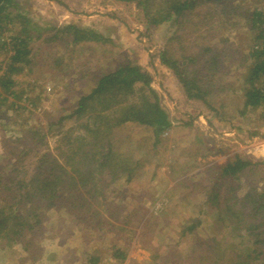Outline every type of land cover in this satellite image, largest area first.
Returning a JSON list of instances; mask_svg holds the SVG:
<instances>
[{
  "label": "trees",
  "instance_id": "16d2710c",
  "mask_svg": "<svg viewBox=\"0 0 264 264\" xmlns=\"http://www.w3.org/2000/svg\"><path fill=\"white\" fill-rule=\"evenodd\" d=\"M113 1L135 5L147 30L162 27L164 36H170L166 43L179 44L178 52L170 48L159 52V60L174 73L189 100L200 101L220 121L231 123L228 105L221 102L217 109L213 93L218 88L232 92L237 116L257 115L264 126V0ZM191 27L193 34L186 32ZM226 29L234 35L223 34ZM108 43L111 40L97 31L74 24L39 28L16 0H0V59L5 56L0 60V121L10 113L18 119L41 110L43 93L30 95L39 80L25 85L18 77L30 76L41 66L61 72L65 65L61 51L69 49L72 57L78 47ZM231 73L236 74L235 81H222ZM152 83L153 77L142 67L123 63L93 78L59 116L46 113L47 124L39 120L30 127L34 146L47 148L48 135H55L56 146L37 158L31 173L17 176L20 169L0 173V252L19 248L28 256L34 254L33 237L44 230L48 212L64 210L74 221L94 216L97 211L89 200L101 196L105 187L134 180L140 162L117 146V131L128 126L150 130L155 146L173 125ZM253 166L235 156L207 175L211 185L203 190L204 207L215 211L214 225L223 234L196 237L202 222L191 218L180 235L194 236V252L183 256L174 252L173 264H264V178L262 188L236 184ZM199 248L201 256L196 255ZM111 258L123 264L126 251L114 247ZM153 259L150 264H158V258ZM100 261L91 255L86 264Z\"/></svg>",
  "mask_w": 264,
  "mask_h": 264
},
{
  "label": "rangeland",
  "instance_id": "374dc122",
  "mask_svg": "<svg viewBox=\"0 0 264 264\" xmlns=\"http://www.w3.org/2000/svg\"><path fill=\"white\" fill-rule=\"evenodd\" d=\"M16 2L21 12L39 28L74 24L97 31L111 43L78 47L72 57L69 49L61 51L66 65L61 72L59 68L54 71L41 66L36 69L40 72L17 78L19 84L25 85L38 79V86L30 95L43 93L44 98L39 112L18 119L10 113V117L6 115L0 121V173L13 171L15 174L14 170L18 169L17 176L31 173L37 158L53 151L57 138L48 135L47 148L34 146L29 139L30 127L37 126L39 120L47 124L46 113L59 116L70 108L69 104L76 101L79 93L89 88L93 78L123 63L139 65L151 74L152 88L173 125L155 146L150 130L132 126L118 130L117 146L140 162L134 180L105 188L104 183L100 184L98 189L103 188L102 195L89 200V205L97 211L94 216L74 221L64 210L48 212L45 231L34 234V254L28 256L19 248L4 250L0 252V264H86L91 255L101 259L99 264H117L111 258L114 247L126 251L127 260L123 264H150L154 257L158 258V264H173L174 252L183 256L193 251L194 236L180 235L182 226L191 224V218L202 222L196 237L219 238L223 231L214 225L215 211L204 207L203 190L211 185L207 175L220 171L239 156L255 166L236 184L262 188L264 126L258 116L239 118L234 94L219 88L213 93L216 95L214 106L218 109L221 102L227 104L231 123L220 121L200 101L189 100L174 73L159 60V52L165 48L178 52L179 44L166 43L170 36H164L162 27L147 30L144 17L135 5L113 0ZM186 32L193 34L194 27ZM225 32L234 35L232 29ZM46 34L43 33V38ZM48 48L43 50L47 52ZM222 78L232 82L236 74ZM254 132L258 135L251 137L250 133ZM201 254L199 248L196 255Z\"/></svg>",
  "mask_w": 264,
  "mask_h": 264
}]
</instances>
